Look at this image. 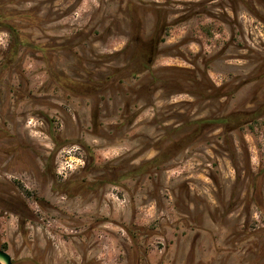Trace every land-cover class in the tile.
Wrapping results in <instances>:
<instances>
[{
	"label": "rangeland",
	"instance_id": "obj_1",
	"mask_svg": "<svg viewBox=\"0 0 264 264\" xmlns=\"http://www.w3.org/2000/svg\"><path fill=\"white\" fill-rule=\"evenodd\" d=\"M1 1L36 17L22 32L41 47L4 66L0 28L13 263L264 264V114L193 124L264 108V0ZM153 33L137 74L133 45ZM172 142L170 159L120 178ZM82 179L95 184L70 188Z\"/></svg>",
	"mask_w": 264,
	"mask_h": 264
},
{
	"label": "trees",
	"instance_id": "obj_2",
	"mask_svg": "<svg viewBox=\"0 0 264 264\" xmlns=\"http://www.w3.org/2000/svg\"><path fill=\"white\" fill-rule=\"evenodd\" d=\"M7 2V1H6ZM36 17L31 15L28 11H16V10H11L6 8V3L1 1L0 2V28L5 29L8 34L10 35V41L8 43V48H7V55L8 57L6 58L8 61L4 64V66L8 65L9 63H12V61L15 59L17 56L19 49L21 46H29V47H35V48H41L39 46L33 45L32 41L28 37L27 33L22 32L23 28H26L27 25L25 24H36ZM40 50V49H39ZM150 56V55H149ZM154 55H151V59L149 61V64H146L143 62V65L146 66L144 69L139 68L136 69L135 73H140L143 70L148 69V67L151 65V61L153 60ZM185 71H189L187 69H183ZM58 82L60 83L61 80L59 78ZM264 114V108L262 106L254 109L253 111L249 112H241L238 113L237 115H232L231 113L222 115L219 117L215 118H201L198 120H195L193 124H209V123H214L217 125H220L223 127L225 130L233 129L236 127L241 126L243 123L254 121ZM174 144V145H173ZM175 142H172L169 147H166L165 150L161 151L158 155L154 156L153 158L141 163L139 166L135 167L133 171H130L126 174H123L120 178L125 179L128 177H134L137 175H140L143 171H146L148 168L152 166H158L161 163H164L168 159H170L173 154H175V151L173 150V147L176 146ZM261 172L264 170V168L260 169ZM258 174H260L258 172ZM102 182V181H101ZM110 182H113L117 184V181L115 180H110ZM87 184H95V183H88L86 179H82L80 181H76L73 183V185L70 187H74L75 189L79 186H83L81 188H89ZM67 187V185H65ZM0 248L6 249V245L2 244L0 245Z\"/></svg>",
	"mask_w": 264,
	"mask_h": 264
},
{
	"label": "flooded vegetation",
	"instance_id": "obj_3",
	"mask_svg": "<svg viewBox=\"0 0 264 264\" xmlns=\"http://www.w3.org/2000/svg\"><path fill=\"white\" fill-rule=\"evenodd\" d=\"M154 30H155V28H154ZM156 35H157L156 33H153L152 36H149L148 40H146V41L141 40L140 44H138V45L135 42L138 43V40L143 39V38H141L139 36L133 37V41L135 44L133 45L134 52L132 53V56L136 62V65L139 68L144 69L146 67L143 65V62H145L146 64H149V61L151 59V55L156 49V43L154 41L155 37H157ZM108 77L109 76H107V78ZM261 106H263V105H261ZM209 124H213V123H209ZM195 125L197 127H203L204 125H207V124H197L196 123Z\"/></svg>",
	"mask_w": 264,
	"mask_h": 264
},
{
	"label": "water",
	"instance_id": "obj_4",
	"mask_svg": "<svg viewBox=\"0 0 264 264\" xmlns=\"http://www.w3.org/2000/svg\"><path fill=\"white\" fill-rule=\"evenodd\" d=\"M0 264H14L11 255L2 248H0Z\"/></svg>",
	"mask_w": 264,
	"mask_h": 264
}]
</instances>
